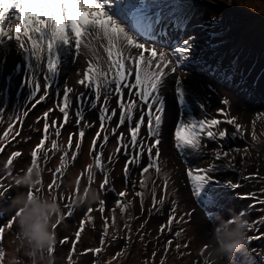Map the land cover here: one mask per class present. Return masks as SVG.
<instances>
[{
  "label": "snow or ice",
  "instance_id": "6c2138e0",
  "mask_svg": "<svg viewBox=\"0 0 264 264\" xmlns=\"http://www.w3.org/2000/svg\"><path fill=\"white\" fill-rule=\"evenodd\" d=\"M186 5L182 0H0V77H3L5 88H0V93L7 95V86L18 75L22 74L16 95H21V90H26L24 110L17 109L9 117L8 130L0 136V142L7 143L10 130L13 125L19 122L21 125L24 118L29 113L45 101L52 91H55L58 100L55 102V109L62 114V122L57 127L56 120H50L49 114L54 111L48 108L43 112V132L45 135L39 140L31 151V167L27 169L28 174L33 171L40 174L38 168V156L44 148L46 140L52 134L51 129H55V136L61 135V129L66 124L72 123L70 109L75 101V126L78 129L76 139L73 134H69L67 148L61 156V166L57 167L53 175V180L48 184L49 191L60 187L59 178L63 175V169L67 164L69 149L73 147L76 151H71L72 160L78 158L79 150L86 135L85 129L92 128L94 122L84 119L86 109L95 110L99 127L91 141L89 154L94 161V167L103 174L104 179L100 183V190L111 191L107 188L111 183L109 171L106 169L102 149L106 147L110 135L115 137L117 147L110 155L108 163H115L119 159L116 153L125 157L123 164V177L126 190L117 193L115 206L119 208L121 214H125L134 201L122 203L129 191L134 192V196L141 201V212L143 213V199L145 193L135 190V182L130 179L134 167H139V175L143 177L149 173L150 169H155L159 175L162 171L161 147L162 125L166 101L163 90L167 88V78L173 73H179L184 69L191 70L195 64L193 59L194 43L193 38L184 39L182 32L186 30L189 17L185 11ZM172 35L179 39L173 43ZM165 37H169L165 39ZM154 42V43H150ZM163 43L162 47L156 44ZM15 45V52L21 57L13 69L4 76V68L7 64V57L11 54L10 45ZM80 58H83L82 60ZM81 62L85 64L81 69H77L76 75L80 78L76 84L82 86L87 92H78L76 88L69 86L67 79L61 88L59 77L62 71L71 64ZM201 70L209 73L219 74L221 69L211 65H201ZM230 71V69H229ZM134 76V81L130 77ZM222 79H230L228 71L223 73ZM174 99L180 110L181 118L175 125L173 134L174 148L187 158L191 155H199L204 147L203 140L221 142L229 135L232 138L239 136L243 139L242 126L237 122V118L230 116L228 111L229 100L224 98L220 101L225 108L217 109L223 116V121L215 116H210L207 112L206 103L200 96L188 89L183 83L181 75L174 78ZM211 88V85L207 86ZM127 90V94H125ZM39 94V95H38ZM127 95V98H126ZM91 97V98H90ZM115 99V107L110 106V102ZM4 100L0 97V123H4L3 114L7 110ZM194 108L199 109L203 118L194 115ZM115 118V127H109ZM257 121L264 122V112L255 115L252 121L253 127ZM224 123L234 126L235 131L229 134L222 130L220 125ZM121 126H126L125 131H120ZM146 128V136L142 130ZM20 135L15 132L12 139ZM252 139L256 140L253 133ZM53 150H59L56 140H51ZM99 145L100 151L97 150ZM4 151L0 145V152ZM241 149H229L225 151L223 147L213 150L214 160L221 161L224 158L232 157L227 165L209 164L207 167H188L187 182L191 185V194L202 206H212L216 204V195L212 191L213 184L217 187L221 182L214 181L210 173L218 171L221 167H234L235 153ZM247 152L248 149H244ZM147 156L146 164L143 163L144 156ZM19 151L12 152L7 160L6 167L13 164L14 158L20 157ZM43 158L48 159V152H43ZM93 164H89L85 171L89 184L93 182L91 169ZM59 174V176H58ZM3 179V177H0ZM15 183L19 185V181ZM40 183V181H37ZM77 188L79 191L80 177H77ZM131 185V188L128 187ZM226 187L235 189L239 185L227 182ZM6 185L0 184V197H4ZM145 184L141 181L140 188ZM167 180H165V189ZM40 189L29 188L27 200L33 201L38 197ZM88 189H85L87 193ZM153 208L157 203L163 204L165 197L156 198L155 191L152 192ZM264 203V201H260ZM72 198H69V215L71 214ZM175 204V201H173ZM99 212L105 220V233L100 239L101 245H106L104 236L108 232V218L103 216L105 212V201H99ZM153 209H149L151 212ZM23 209L15 212V215L7 221L6 227L11 228L13 222L21 215ZM175 212V208L172 210ZM93 208L89 207L85 213V219L79 221V228L83 230L85 223L91 222L89 215ZM114 213V210H113ZM245 213H240L233 222ZM211 216V214H210ZM135 219V217H129ZM113 226L115 217H112ZM183 220H176L174 215H169L167 223L160 226L161 232L165 228L170 229L174 223ZM246 226L251 228L250 224ZM53 228L56 225H52ZM230 227L229 222H222L216 228L217 234L225 232ZM129 233L131 226L125 224ZM143 228V225H141ZM5 231L0 227V234ZM139 231V230H138ZM76 237L81 233L77 231ZM177 236L180 233H176ZM131 235L127 239L131 240ZM115 239V236H113ZM143 240V234L140 235ZM249 241L252 238H248ZM61 244L64 241H60ZM172 241L169 240L168 244ZM180 247V245H177ZM207 246H205L206 248ZM101 248L97 247L91 251L100 253ZM167 246L165 251L167 252ZM88 251V250H86ZM52 249H49V253ZM119 255V254H118ZM155 255V253H154ZM5 253L0 250V264H3Z\"/></svg>",
  "mask_w": 264,
  "mask_h": 264
},
{
  "label": "rangeland",
  "instance_id": "374dc122",
  "mask_svg": "<svg viewBox=\"0 0 264 264\" xmlns=\"http://www.w3.org/2000/svg\"><path fill=\"white\" fill-rule=\"evenodd\" d=\"M200 2L201 1H199V3ZM236 3L237 4L233 5L228 13L238 14L233 10L242 9L243 4L240 0H236ZM257 3L258 8L255 10L264 15V0H262L261 3ZM184 4L187 6V2ZM211 4V1H207V3L199 5V7L191 13H188V11L195 4L185 9L187 16L191 20L189 28L196 29V36L192 42L194 43L193 51H195L196 48L199 50L195 60L198 68H201L200 66L204 65L206 62L214 68H220L221 71L223 68H226L225 71H228V75L232 80L238 78L242 79L244 76H251L253 74L260 75L261 78H263L264 35L258 34L259 30L256 29L258 25L253 23V20L256 19L254 16H259L264 21L263 15L244 11L243 13H249L250 16L246 17L244 19L245 21L240 20L238 24L233 23L230 29H226V25L229 24L231 19L222 16L220 12L212 8ZM260 26L264 27L263 23H260ZM212 35H225L227 38V40L221 44L224 48L231 47L227 54V57L230 59L227 67L221 65L218 59L213 62L211 59L213 54L207 56V54L204 53V48L208 47L205 43L211 41L208 38ZM232 36L235 37L234 39L238 42V45L230 43ZM214 40L216 41L217 39ZM240 50H245L251 54L252 64L250 66H247L246 60L239 56ZM221 51L222 49L220 48V52ZM11 58L15 59L14 56ZM8 61L9 59H7V62ZM255 62H257V67L260 68V71L254 70ZM248 68H250L249 73H247ZM223 73L217 76L218 74L216 73L205 72L199 74L184 69L179 73H173L172 76L174 80L176 75H181L185 86L197 93L206 103L208 114L223 121V116L217 112V109L225 108V106L214 108V104L219 100L220 95L218 92L230 96V92H227L225 89L226 80L221 78ZM212 84H216L219 89L215 92L211 91L207 86ZM14 111L16 110L11 112L8 110L6 112L5 117L7 120ZM194 111L197 112L198 118H203L199 109L194 108ZM178 120L179 118L176 116L174 117L173 113H171V106L169 109L165 107L161 133L162 138L174 132ZM239 124L242 126L243 139L239 136L232 138L229 135L221 142L208 141L206 138L203 140L204 147L201 149L200 154L205 156L206 159H203V161L207 162L206 164L197 162L194 155L188 156L187 158L181 157V182L179 183V177L173 174L176 184L173 187H169V179L165 174L164 178L167 180V188L165 189V185L161 182L159 190L162 191L165 189L162 193L163 196H165L168 190L171 192L174 188L178 189L182 187L179 193L183 196L180 199H168L167 197H169V195H167L165 196V202L163 204L157 203L155 208H153V199L151 195H149L147 197H151V199L149 198L146 201V205L149 209L153 210L145 213L141 212L140 207L133 208V205L137 204L138 200V198L134 196L133 191H129V194L126 196L134 199V203L128 208L127 213L120 214L118 208L115 207V200L117 199L116 194L126 190L124 179L118 177L111 180V183L106 186L112 189L111 191L100 190L99 187H92L93 182L89 184L85 169L89 164H93V158L89 154V149L95 131L98 129L99 125L93 126L90 130L85 132L86 135L82 142V148L79 150L77 162H87L88 165L83 167L75 175V169L71 166L73 160L70 153L71 151H76V149L74 147L69 149L67 164L63 169V175L60 176L58 181L60 187L52 191H49L48 184L53 180L52 173L54 170L61 166V159L56 153L52 152L48 154V159L45 160L43 158V152L46 151V148H43L38 156L37 166L40 169V174L33 179V182L28 185H17L15 183L19 177L25 174L30 178L33 177V173L28 174L27 169L31 167L30 153L37 144V138L31 136V139H29L23 136V141H16L14 147L9 149L6 153L4 150L0 155V177H3V179H0V184L7 186L4 197H0V227L5 228V231L0 234V250H3L5 253L3 264H31L21 244L17 220L13 222V226L10 229L6 227L7 221L15 215V212L18 211L20 207L15 203V198L21 194L26 197L29 188L40 189L41 191L38 197H46L49 200H54L59 205V214L53 216L50 222V230L55 234L53 264H223L222 259L225 256L209 255V244L214 245L213 233L215 230V222H210L209 219L206 220L196 213L195 210L197 209L198 202L193 195L189 194L191 193V185L187 182L188 167H207L212 163L217 165H227L229 163V160L232 159L231 156L221 161L214 160L213 150L220 147H223L225 151L229 149H241V151L235 153L234 167H221L218 171L210 173V175L213 177L214 181L221 182L220 186H225L227 182L233 183L234 179L238 177L237 185L239 186L234 189V192L229 197L224 195L223 198L227 199V202L233 206L237 217L240 213H245L239 218H242L247 224L252 226L251 228L246 226L245 243L239 250L232 254L230 264L233 263L234 255L242 250L250 257L254 255L257 259L261 260L260 264H264V203L260 202L264 201V186L261 185L264 182V128L259 126L253 127L252 124H248L244 120H241ZM2 125L3 123H0V129L3 132ZM166 125L167 128H165ZM125 127L126 126H122L121 130H125ZM220 128L226 130L229 134L233 132L232 127L224 123L220 125ZM142 132L143 135L146 136V128H144ZM253 133L256 135L255 141L252 139ZM71 134H73V139L75 140L78 135V130H74ZM1 143L2 142H0V144ZM67 144L63 147V154L64 149L67 148ZM104 149L105 147L102 151H104ZM244 149H248V151L244 152ZM97 150H101L99 145L97 146ZM173 150H175V148ZM15 151H19L21 156L14 158L13 164L9 165L10 168H7L10 173L7 175L6 171L2 170V166L7 164L8 158L11 156L12 152ZM86 155L90 158H86ZM146 162L147 156L145 154L143 163L146 164ZM167 165V160L161 156L159 166L165 167ZM139 171V167H134V174L130 176V179L135 182V190L143 191L146 195L147 191L140 188L141 181L144 182L145 187L147 185L149 187L153 180L149 177V173L141 177ZM78 176L80 177V184L79 191L77 192L76 181ZM225 177H229L230 181H226ZM37 181H40V183H37ZM128 187L131 188V185H128ZM216 187V184H213L212 191ZM86 188L88 189L87 193L85 192ZM213 193L216 195V198H222L214 191ZM155 194L157 198L159 192L156 190ZM187 196L192 198H188ZM70 197L72 198V203L71 214L69 215V207L67 205L69 204ZM100 200L105 201V212L103 216L108 218L107 223L113 225L112 217L114 214L115 224L113 227L117 231V234L125 236L126 223L123 222V219L127 215L128 217H135V219L129 218L127 222L130 226L136 223L133 232H137L139 238L141 234L146 236V239L138 243L133 249L131 258L126 257L129 252L119 247L117 248L119 255L111 262L106 263L107 257L114 256L116 251L111 246L112 242L109 244L106 243V245L100 244L101 237H99V234L103 232L105 224V220L98 210ZM173 201H175V204H173ZM200 205L199 203V206ZM89 207L93 208V212L89 214L92 220L91 222L86 221L85 228L81 230L79 228V221L85 219V213ZM173 208H175V212L172 211ZM207 213H211V210H207ZM170 214L174 215L176 220H180L181 217H183V220L179 223H174L171 225L170 229L165 228V230L161 232L160 226L167 223ZM236 215L231 214V218L233 219L230 223V227L235 224L236 220L235 222H233V220L236 218ZM200 221H202L203 225L199 224ZM54 224L56 225L55 228L52 227ZM141 225H143V228H141ZM92 228L94 232H91ZM77 231L81 233L79 238L75 235ZM178 232L180 233L179 236L176 235ZM120 235H117L115 240H118V236ZM248 238L252 239L249 241ZM169 240L172 241L171 244H168ZM60 241H64V243L61 244ZM129 244L130 240L123 245L127 246ZM177 245H180V247H177ZM166 246L168 249L167 252L165 251ZM205 246L207 247L205 248ZM97 247L102 249L100 253L91 251ZM94 259H96V262Z\"/></svg>",
  "mask_w": 264,
  "mask_h": 264
},
{
  "label": "clouds",
  "instance_id": "9594fccd",
  "mask_svg": "<svg viewBox=\"0 0 264 264\" xmlns=\"http://www.w3.org/2000/svg\"><path fill=\"white\" fill-rule=\"evenodd\" d=\"M36 176L38 175L33 171V177L25 174L17 180L19 184L28 185ZM15 203L20 206L19 209H23L16 220L25 255L31 264H53L55 234L50 230V222L53 216L59 214V205L46 197H35L29 202L23 194L15 198ZM245 228L246 221L237 218L235 224L227 231L219 234L214 231V245L209 244V255L226 256L231 259L232 254L245 243Z\"/></svg>",
  "mask_w": 264,
  "mask_h": 264
},
{
  "label": "bare ground",
  "instance_id": "6f19581e",
  "mask_svg": "<svg viewBox=\"0 0 264 264\" xmlns=\"http://www.w3.org/2000/svg\"><path fill=\"white\" fill-rule=\"evenodd\" d=\"M14 45V44H12ZM229 60V58H228ZM202 72V71H200ZM173 76H170L169 78H167V83H170L171 79H172ZM257 87V90L258 92H261V89H262V85L260 83H258L256 85ZM211 91H216L217 88L212 85L211 88H210ZM174 93V91H173ZM252 105L250 103H247V102H244V101H239L238 99H235V112L234 114L237 115L239 118H242L244 116H246L250 109H251ZM243 114V115H242ZM173 133L165 136L162 138V144H161V156L162 157H167L169 158L171 155H172V152H171V149L174 148V140H173Z\"/></svg>",
  "mask_w": 264,
  "mask_h": 264
}]
</instances>
